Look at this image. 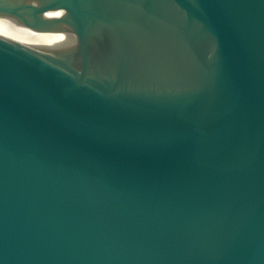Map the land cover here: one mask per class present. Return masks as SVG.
Masks as SVG:
<instances>
[{
    "label": "water",
    "instance_id": "95a60500",
    "mask_svg": "<svg viewBox=\"0 0 264 264\" xmlns=\"http://www.w3.org/2000/svg\"><path fill=\"white\" fill-rule=\"evenodd\" d=\"M0 264H264V0H0Z\"/></svg>",
    "mask_w": 264,
    "mask_h": 264
}]
</instances>
